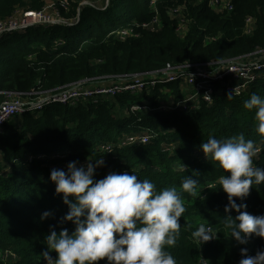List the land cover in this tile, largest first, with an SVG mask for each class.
<instances>
[{"label":"trees","instance_id":"1","mask_svg":"<svg viewBox=\"0 0 264 264\" xmlns=\"http://www.w3.org/2000/svg\"><path fill=\"white\" fill-rule=\"evenodd\" d=\"M48 1L53 0H0V21L17 11H41ZM86 1L92 0H69L68 12L59 6L64 18H73L70 23L0 38V92L55 91L83 80L126 78L159 72L168 64L221 62L264 50V0H233L234 10L224 13L213 11L208 0H112L104 11L84 5ZM185 3L188 31L180 38L178 21L169 12ZM155 9L161 27L143 29L141 25L155 17ZM248 17L256 21L251 35L244 33ZM128 30L139 37L119 36ZM253 93L264 97V75L243 95L219 94L212 104L203 103L194 111L130 110L143 101L155 109L171 95L182 98L179 87L169 84L149 95L124 93L78 107L53 103L6 124L0 132V251L15 259L0 264H46L42 253L48 250L51 231H74V225L62 219L68 208L50 181L51 170L66 171L70 162L80 166L102 158L94 180L127 171L151 180L157 191L177 188L186 211L175 246H165L177 264H200L201 255L208 264H238L241 248L254 256L264 249V239L251 236L246 245L231 239L223 223L228 197L218 183L224 173L199 148L209 136L224 139L243 133L260 148L253 164L264 168V135L255 131L254 110L243 107ZM3 99L0 95V103ZM143 132L150 133L148 144L123 145ZM186 176L199 181L194 193L180 188ZM236 203L245 204L243 210L249 214L264 215V183L253 184L247 197ZM45 211L51 215L41 219ZM228 215L235 218L238 213ZM201 223L217 236L202 246L191 236ZM50 256L57 258L55 252Z\"/></svg>","mask_w":264,"mask_h":264},{"label":"clouds","instance_id":"2","mask_svg":"<svg viewBox=\"0 0 264 264\" xmlns=\"http://www.w3.org/2000/svg\"><path fill=\"white\" fill-rule=\"evenodd\" d=\"M243 107L254 110L255 131L264 135V97L253 93ZM199 148L224 173L218 183L228 197L223 223L231 239L239 245H246L251 236L264 239V215L249 214L243 210L245 204L236 203V199L247 197L253 184L264 183V168L253 164L259 151L255 142L243 133L224 139L209 136ZM102 165L103 158L80 166L70 162L66 171L51 170L50 181L68 208L62 219L71 222L74 231H51L46 237L48 250L42 253L46 264H99L104 260L107 264H177L165 247L175 246L181 229L179 220L186 211L177 188L157 191L151 180H141L127 171L94 180L96 169ZM198 183L186 176L180 188L191 194ZM233 210L238 213L235 218L228 215ZM50 215L45 211L41 219ZM212 231L201 223L191 236L202 246L217 238ZM50 252L57 258L53 259ZM240 255L238 264H264V249L252 256L247 248H241Z\"/></svg>","mask_w":264,"mask_h":264},{"label":"built area","instance_id":"3","mask_svg":"<svg viewBox=\"0 0 264 264\" xmlns=\"http://www.w3.org/2000/svg\"><path fill=\"white\" fill-rule=\"evenodd\" d=\"M159 0H154L155 4ZM187 2L200 4L204 0H186ZM97 10H106L110 5L108 0L86 1ZM62 8L69 10V0H62ZM154 6V5H153ZM186 3L170 10L169 15L178 21L177 33L184 38L188 31L185 18ZM208 6L217 13L232 12L234 10L233 0H208ZM78 19L74 20V23ZM71 22V21H70ZM69 22V23H70ZM64 24L63 19L47 14L44 11H17L13 16L0 21V38L5 34L24 32L29 28L37 26H52ZM67 24V23H66ZM256 21L248 17L245 22L244 33L251 35L256 28ZM145 30L158 31L161 27V19L158 10L155 9V17L149 23L141 25ZM121 38L130 36L139 37L132 30L119 33ZM264 75V50L259 49L254 53L241 56L232 60L211 62L204 64H168L159 72H150L126 78L106 77L97 81L83 80L74 85L63 87L55 91L31 92L27 94L11 92L3 93V101L0 103V132L4 126L25 113L40 111L45 106L60 103L68 107H78L98 102L100 100L112 99L121 94L140 96L149 95L158 87L175 84L179 87L182 98L177 99L171 95L170 103H162L153 109L148 101L134 104L130 107L133 112H156V111H194L200 109L201 104H212L214 97L223 93H232V96L243 95L249 87ZM128 112V109L126 110ZM151 136L149 132H143L129 137L123 145H134L137 143L148 144ZM253 160L260 152V148ZM111 151V146L107 147ZM213 230V229H212ZM216 231H212L214 236ZM214 240L207 242L212 243ZM15 256L9 252L0 251V260H14ZM200 264H208L204 259Z\"/></svg>","mask_w":264,"mask_h":264},{"label":"rangeland","instance_id":"4","mask_svg":"<svg viewBox=\"0 0 264 264\" xmlns=\"http://www.w3.org/2000/svg\"><path fill=\"white\" fill-rule=\"evenodd\" d=\"M93 2L95 0H92ZM109 5L112 3V0H108ZM62 5V0H53V1H48L46 2L45 7H43L42 11H44L47 14H51L54 17H57V19H63L64 20V24L69 23L71 20H73V18H64L60 11H59V6L61 7ZM66 12H68L69 10L65 9ZM172 100V99H171ZM171 100L168 102L170 103ZM15 121H19V117L14 119ZM203 255L200 256V259H205ZM53 258V257H52ZM54 259V258H53ZM11 261V260H10Z\"/></svg>","mask_w":264,"mask_h":264}]
</instances>
